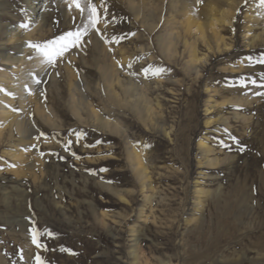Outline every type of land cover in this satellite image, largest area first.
<instances>
[{
    "label": "rangeland",
    "instance_id": "obj_1",
    "mask_svg": "<svg viewBox=\"0 0 264 264\" xmlns=\"http://www.w3.org/2000/svg\"><path fill=\"white\" fill-rule=\"evenodd\" d=\"M239 1L230 22L198 30L187 0L143 4L138 17L128 0H93L106 54L88 28L87 43L39 68L29 44L83 28L86 14L47 0L32 21L38 0H0L1 30L16 33L0 32V106L29 135L0 109V264H264V6ZM131 60L111 96L102 68ZM21 73L40 78L27 106L10 92ZM79 79L89 108L76 114Z\"/></svg>",
    "mask_w": 264,
    "mask_h": 264
},
{
    "label": "bare ground",
    "instance_id": "obj_2",
    "mask_svg": "<svg viewBox=\"0 0 264 264\" xmlns=\"http://www.w3.org/2000/svg\"><path fill=\"white\" fill-rule=\"evenodd\" d=\"M47 0H38L37 3H33L32 4V9L28 12V14H30L32 17L30 19H32V21H35V20H40L42 19V14L39 13V10H42L45 6V3H46ZM189 4V5H186V4ZM240 1L239 0H187V2H184V8L187 12H192V13H195L194 16H196V19L200 20L202 19L203 21L201 22H194L193 25H195V27L198 29V30H201L203 27L205 28H211V25H213V22L214 20H216V22L220 23V24H223L224 22H230L231 20V16L233 15L234 11L237 9L238 5H239ZM128 4L130 6V9L132 10L133 14L135 17H138L139 14H141V7L143 4L147 7V9L149 7H155V8H161V2H158V0H128ZM154 8V9H155ZM264 8V7H263ZM152 11V10H151ZM199 11H202L203 14H198ZM188 14V13H187ZM198 14V15H197ZM215 15H218L219 17L216 18ZM186 17H189V15H187ZM253 17V16H252ZM140 19V18H139ZM186 23H192V19L190 18H186ZM152 21V20H151ZM254 21H257V18L256 16H254ZM151 24V23H150ZM100 25V24H99ZM97 26H98V23H97ZM203 26V27H202ZM99 27V26H98ZM251 26H249V30H250ZM8 32L6 35L10 34L9 37H7L6 41H8L10 38H13L15 36L16 33H13L14 31L12 30L11 26L9 28L6 29ZM6 30H1V27H0V32L1 34H3ZM91 31V30H90ZM263 31H264V25H263ZM89 33V32H88ZM92 33H95V34H98L97 36V46L99 47V50L101 51V53H103L104 55L106 54V44L107 41H105L106 39V36L105 34L103 33V31H101V29H93L92 30ZM110 34V33H109ZM134 34V33H133ZM92 35V34H91ZM167 38H166V41H165V45L169 51H173L174 49V45L177 41V33H174L173 32H169L167 34ZM108 37V36H107ZM258 37L257 34H253L252 35V40L251 42H254L256 41L255 39ZM87 38V34L84 33V35L81 37L80 39V42H79V46L80 45H84L86 42V40H88ZM251 44V43H250ZM78 47H72L69 49L68 53L71 54V53H74L75 50H77ZM165 50V49H164ZM26 51V49H25ZM2 54V52L0 53ZM65 55V54H64ZM108 55V54H107ZM191 61L192 62H195L197 60H199V58L196 56L195 54V49L194 47H192L191 49ZM106 57V56H105ZM32 58L33 59V64H36L37 67L39 68H42V66L45 64V63H42V60H43V57L40 55V54H33L32 55ZM127 58L124 57V56H121V60L122 61H125ZM18 60H21V57L18 58ZM120 60V61H121ZM57 62H62V58L58 57L56 59ZM109 61V60H108ZM129 63L128 64H123L121 66H113L115 63H110L108 64L107 66L103 67L102 70H101V75H102V80H103V87L106 89V91H108L110 93L111 96L115 97L116 95V91L114 89L115 86H119V87H123V79H122V73L123 71L125 70H128L130 71L131 70V67H133L134 63L133 61H128ZM118 63V61H117ZM121 63H124V62H121ZM102 64V63H101ZM105 64V63H104ZM193 64V63H191ZM53 65V64H52ZM59 67V65L57 66ZM196 68V67H195ZM54 69V68H53ZM97 69V68H96ZM40 70V69H39ZM44 70V69H43ZM61 71V70H60ZM41 72V71H39ZM62 72V71H61ZM98 73V72H97ZM81 74V73H80ZM124 74V73H123ZM126 74V73H125ZM30 74L28 73H21V77H19L13 84H12V90L10 91L13 95L14 94H18L19 96V103L21 104V106H27V104L31 103V100L35 97V99L39 98V92H38V88L35 86V82L30 78ZM88 77V76H87ZM86 77V78H87ZM127 77V75H126ZM129 77V76H128ZM38 80V78H36ZM40 80V78H39ZM38 80V81H39ZM87 80V79H86ZM89 82V81H88ZM97 83V82H96ZM132 83V81H131ZM74 85L70 87V91H72L73 95H78L76 98H74V96H72L70 100H72V104H73V110L75 111L76 114H78V112L80 111L81 108H89V103L85 100V98L83 96H80L79 97V94L76 93L77 90L80 88V79L75 81V83H73ZM85 84V83H84ZM94 84V83H93ZM1 85H4L5 84H2L0 83V93L2 92V87ZM95 85V84H94ZM133 85V84H132ZM137 85V84H136ZM27 87H30V90L33 91V94L29 93L28 92V89ZM82 88V87H81ZM96 88V87H95ZM100 86L98 85L97 89H99ZM85 89V88H84ZM81 91V90H80ZM94 91V90H93ZM84 94V93H83ZM94 94V93H93ZM81 95V94H80ZM137 97L140 99V98H144V95L142 93H137L136 94ZM2 97L4 99H6V96L2 95ZM136 98V97H135ZM227 101H232V98L231 99H225ZM247 100V99H246ZM124 101L126 103H132V101H130L129 99L127 100V98L124 99ZM248 101V100H247ZM142 102V101H141ZM146 102V100H145ZM151 102V101H150ZM216 102V101H214ZM245 102V101H244ZM249 102V101H248ZM44 103V102H43ZM11 105H13L12 103H10ZM124 104V103H123ZM141 104V103H140ZM150 103H147L146 107H147V111L149 112L150 111ZM44 105V104H43ZM5 106L1 105L0 106V109L3 110V113H4V117L5 119L7 120V122L10 124V122H12V124H15V128L17 129V132H19L21 134L20 137H22V139H25L26 137H28L29 135L28 134H25V130H27L26 128H24V126H22V123L23 121L21 120H17L15 118V120H13V113H11V111L9 110H5L4 109ZM23 108V107H22ZM152 108V106H151ZM79 110V111H78ZM86 112V111H84ZM41 113V112H40ZM87 113V112H86ZM103 113V112H102ZM105 113V112H104ZM92 114V113H91ZM87 115V114H86ZM93 115V114H92ZM106 115V114H105ZM100 115H98V122L100 123L101 126L103 127H109V125L113 124L111 122H108V120H105L103 117H99ZM104 116V115H103ZM82 118V117H81ZM106 118V117H105ZM108 119V118H107ZM112 119V118H111ZM110 119V120H111ZM109 120V121H110ZM115 125H117L116 123L113 124V126L115 127ZM162 126V125H161ZM30 127V126H29ZM103 129V128H102ZM31 131V130H30ZM25 141V140H24ZM205 150L206 152H210L212 151V149L208 146V145H205ZM215 161V157H208L207 158V162L208 163H211V162H214ZM136 164L139 165L141 168H140V171H141V174H145V167L141 166L140 165V162H139V158L138 156L136 155ZM205 190L202 189V188H199L196 192L199 193L200 197L201 195L203 194L204 195V192ZM209 190L206 191V193H208ZM151 194V193H150ZM209 194V193H208ZM206 195V194H205ZM149 198V197H148ZM202 202L203 200L201 198L198 199V201L196 202L198 206H201L202 205ZM132 231H134V229H131ZM137 232V231H136ZM137 238V237H136ZM135 238V239H136ZM135 242V241H134ZM134 255H135V250H133ZM134 258V257H133ZM160 261V260H159ZM170 263V262H169ZM161 264H167L166 262H161Z\"/></svg>",
    "mask_w": 264,
    "mask_h": 264
},
{
    "label": "snow or ice",
    "instance_id": "obj_3",
    "mask_svg": "<svg viewBox=\"0 0 264 264\" xmlns=\"http://www.w3.org/2000/svg\"><path fill=\"white\" fill-rule=\"evenodd\" d=\"M261 6H264V0H259ZM71 6L76 7L81 14H86L84 27L75 31H69L61 36L54 38L53 40L45 41L43 43L29 44L34 48L38 54L43 57L42 63L53 64L58 57H63L64 54L72 47L79 46L81 37L84 35L88 28H96V24L100 17L97 13V7L93 0H72ZM115 40V37L113 38ZM264 62V61H262ZM161 69H154L152 74H158ZM39 83V81H35ZM38 233L33 232L32 243L41 247L38 242ZM37 264H43V261L39 256L35 257Z\"/></svg>",
    "mask_w": 264,
    "mask_h": 264
}]
</instances>
